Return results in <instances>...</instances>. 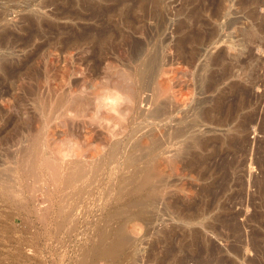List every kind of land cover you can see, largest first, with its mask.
Segmentation results:
<instances>
[{
    "label": "rangeland",
    "instance_id": "rangeland-1",
    "mask_svg": "<svg viewBox=\"0 0 264 264\" xmlns=\"http://www.w3.org/2000/svg\"><path fill=\"white\" fill-rule=\"evenodd\" d=\"M135 1L0 0V264H78L110 219L126 242L93 264H264V0ZM184 18L190 26L200 18L220 45L200 47L193 60L163 47L168 70L138 90L137 111L122 110L128 132L118 142L123 128L93 108L114 116L119 103L109 101L125 103L124 94L100 91L95 98L92 91L126 83L97 62L91 40L79 37H94L105 24L119 32L108 55L120 70L128 65L125 36L144 40L128 22L136 21L146 40L170 45ZM227 45L225 61L210 65ZM241 87L248 89L244 108L216 109L212 123L196 118L221 101L229 105ZM155 107L168 114L166 122L144 118ZM250 117L245 132L235 130ZM184 124L195 125L210 149L224 151L226 137H244L225 156H234L235 167L174 171L161 157L160 172L147 180L125 170L134 130L165 147Z\"/></svg>",
    "mask_w": 264,
    "mask_h": 264
},
{
    "label": "bare ground",
    "instance_id": "bare-ground-1",
    "mask_svg": "<svg viewBox=\"0 0 264 264\" xmlns=\"http://www.w3.org/2000/svg\"><path fill=\"white\" fill-rule=\"evenodd\" d=\"M144 1L145 0H137L133 3V6H138ZM214 16L215 13L212 12L211 18H214ZM200 23L204 22L201 21L200 18H197L190 26L184 18L174 27V43H171L170 45H164L163 42L165 40L157 38L146 40L143 28L138 26L136 21L131 20V23L128 22V29H130L133 33L143 36L144 40H130L131 38L129 36H125L126 41L130 42L126 54L128 65L122 66L120 70L116 68L117 65L114 63V60H112V58L108 55L109 49L115 46L114 43L116 37L119 35V32H114L110 28V25L105 24L95 31L96 34L94 37L89 36L87 33H84L81 37H79L82 38V40H91L90 44L95 55L98 57L97 62L100 60L101 62L105 63L107 71H109V69L118 71L121 74L122 79H124V83H126V85L122 84L124 86L123 89L126 86L125 90L122 89L121 85L119 86V82L117 83V81H114L113 83L111 81L109 83L107 82V84L105 83L106 85L101 87L103 90L100 89L99 85H96L92 91L95 98L99 96L100 91L105 92V94H107V92L113 91L122 92V95L124 94L122 100H124L125 103H119L113 109H111L114 113V116H110L109 111L100 112L97 104H95L93 108L95 114H98L100 117L106 120L114 119V121L123 128V132H120L121 139H119L118 142H121L122 139H124L123 133L127 135L128 132L126 129L128 126H125V124L121 121L123 119L122 110L124 111L125 109L129 112L134 110L137 111L138 105L140 103L137 95L138 90L146 87L148 82L152 81L156 77L160 79L163 78L168 70L167 60L169 58L164 53L163 47H165L169 53H172L176 57L184 56L189 60H193L200 52V47L205 49H214L216 46L220 45L221 41L214 35L213 29H205L200 26ZM159 28L162 29L163 24H160ZM246 32H248V30H243L240 33L246 34ZM155 41L159 43L154 45ZM225 47L226 48L222 49L220 47V50H217L213 55H211L208 61L210 65H219L221 62L225 61L226 55H229L230 51L232 50L230 45ZM252 58V54H249L246 57V59H248L247 61L251 60ZM131 64H135V70H133L132 66H130ZM224 75L225 74L223 72L216 74L214 82L222 79ZM135 80H137V82H135ZM138 81L139 85L137 84ZM212 86L213 82L211 81V83H208L205 86V89L209 90L212 88ZM164 91H166V89H164ZM247 99L248 89L242 87L238 88L236 92H233L232 100L229 105L221 101L217 105H213V107L200 110V112L196 115V118L203 123H212L213 119L211 113L214 110L217 109L221 111L220 113L228 112L229 114H232L238 109L244 108L247 104ZM144 104L150 106L151 102H144ZM136 114L140 115L137 112ZM144 118H146V120H152L154 123H162L168 120V114L164 112V109L155 107L150 115H146ZM250 120L251 117L247 120L246 124L240 123L239 125H236L235 130L238 132H245L247 130L246 125L251 122ZM195 121L197 122V120ZM194 126L193 124H184L183 126L176 128L174 134L172 135V138H174V143L170 142L165 147H162L163 143L158 137H154L153 135H147L145 137L143 136L144 133L138 134L139 130H134L130 137V142L125 149V170L132 173L140 181L144 179L147 180V178L150 176L160 172L157 163L161 157L166 163L167 167L174 171L181 169L207 171L211 168L227 171L233 169L235 167L234 156H232L231 159H227L225 156L231 152L228 149L234 147L232 142L236 138L226 137V149L224 151L219 150L217 147H212L210 149L208 148L206 141L203 139V136L193 132L192 129ZM262 130H264V125ZM143 137L146 138L145 141L141 139ZM236 140L239 142L235 146V150H238V148H240V146H242L245 142V139L244 137H241L239 140L238 138ZM175 144H178V146ZM95 153H98L97 149H95L92 156ZM111 156L113 158L114 154H111ZM216 156H218V161L216 163H207V161L213 159ZM95 168L97 169L98 166ZM79 179V182H81V178H78L77 180ZM115 214H118V212ZM113 221V219L106 220L104 224L100 226L101 232H97V236L94 238V240L92 239L93 242H90V246L86 251H84L83 255L79 259L78 264H93L96 256L102 254L111 256L114 254V250L116 248L125 244L126 238L122 233V229L119 226H115Z\"/></svg>",
    "mask_w": 264,
    "mask_h": 264
},
{
    "label": "clouds",
    "instance_id": "clouds-1",
    "mask_svg": "<svg viewBox=\"0 0 264 264\" xmlns=\"http://www.w3.org/2000/svg\"><path fill=\"white\" fill-rule=\"evenodd\" d=\"M111 104H113V105H116V104H118V103H120V98L119 97H117V98H115V99H113V100H111V101H109Z\"/></svg>",
    "mask_w": 264,
    "mask_h": 264
}]
</instances>
